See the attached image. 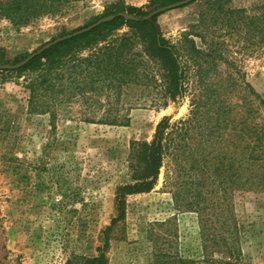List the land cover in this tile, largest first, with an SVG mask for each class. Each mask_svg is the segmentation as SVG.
<instances>
[{"label":"trees","instance_id":"16d2710c","mask_svg":"<svg viewBox=\"0 0 264 264\" xmlns=\"http://www.w3.org/2000/svg\"><path fill=\"white\" fill-rule=\"evenodd\" d=\"M78 1L0 0V19L20 29L61 15ZM179 1L119 5L109 15L127 13L133 19L116 16L21 69L0 74L28 75V109L49 114L54 126L58 114L75 106L85 123L123 126L135 108L161 109L189 100L185 117H164L151 142L133 144V184L118 187V217L109 229L124 218L125 198L152 190L164 169L175 207L198 215L205 251L239 260L233 197L264 193V99L237 59L264 54V0L252 7H236L234 0H198L193 3L202 5L198 22L175 40L167 39L158 16L144 17ZM27 56L12 59L0 48V65ZM108 242L107 235L98 256H73L67 264H107ZM192 263L171 259L155 247L152 264Z\"/></svg>","mask_w":264,"mask_h":264},{"label":"rangeland","instance_id":"374dc122","mask_svg":"<svg viewBox=\"0 0 264 264\" xmlns=\"http://www.w3.org/2000/svg\"><path fill=\"white\" fill-rule=\"evenodd\" d=\"M152 1L81 0L61 15L20 29L0 19V48L12 59L29 56L91 25L96 17L113 15L109 13L119 5L143 7ZM258 1L234 4L252 7ZM201 7L191 3L159 15L164 36L175 40L188 31L198 22ZM237 60L264 99V54H242ZM27 76L0 74V264L92 258L107 235V264H152L155 247L192 264H264V193L234 194L240 256L229 259L216 250L205 251L198 215L175 207L164 169L152 190L125 198L124 218L109 229L118 217V187L133 184V144L151 142L164 117H185L189 100L161 109L135 108L123 126L85 123L75 106L58 114L54 126L49 114L28 109Z\"/></svg>","mask_w":264,"mask_h":264},{"label":"water","instance_id":"95a60500","mask_svg":"<svg viewBox=\"0 0 264 264\" xmlns=\"http://www.w3.org/2000/svg\"><path fill=\"white\" fill-rule=\"evenodd\" d=\"M196 1H198V0H183V1L176 2V3H172V4L167 5V6H163V7L157 8L154 11H152L149 15L145 16L144 19L147 20V19L153 18L155 16H159V15H161V14L167 12V11H171V10H174V9L181 8L183 6L189 5V4L194 3ZM116 16L125 17L126 19H130V18L133 19V17H131L127 13H118V14H115V15L107 16V17L102 18V19L98 20L97 22L87 26V27L85 26V28L76 30V31H74V32H72V33H70L68 35L60 37L58 39H55L54 41H51V42L43 45L42 47H40L39 49H37L36 51L31 53L23 61L18 63L17 65H0V71H2V70L21 69L24 66H26L28 63H30L33 59H35L38 56H41L42 53H44L45 51L49 50L53 46H55V45H57V44H59L61 42H64L66 40H69L71 38H74V37L83 35L85 33H88L91 30L97 28L98 26H100V25H102L104 23H107L109 21H112L114 18H116Z\"/></svg>","mask_w":264,"mask_h":264}]
</instances>
